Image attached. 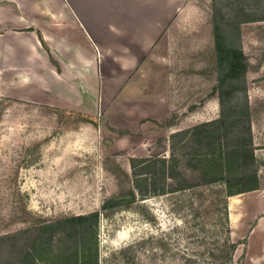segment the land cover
<instances>
[{
	"label": "rangeland",
	"instance_id": "1",
	"mask_svg": "<svg viewBox=\"0 0 264 264\" xmlns=\"http://www.w3.org/2000/svg\"><path fill=\"white\" fill-rule=\"evenodd\" d=\"M188 1L195 12L185 27L183 66L173 92L177 107L161 122L144 119L132 134L109 123L93 129L80 122V113L0 95L4 262H25V250H33L42 237L55 253L74 250L89 238L99 264H223L209 254L223 240L237 244L227 264H264V0ZM216 5L223 6L225 33L248 64L246 77L229 82L224 93L213 35ZM223 98L229 109L249 105V142L260 182L257 190L227 197L229 222L224 219L223 183H207L196 167L194 154L204 153V146L190 132L176 134L170 128L186 131L219 120ZM230 123L223 142L249 137L248 130L238 131L239 124ZM145 171L141 177L147 178V195L139 191L134 174ZM181 184L192 187L175 190ZM128 191L135 197L128 198ZM117 197L121 204L103 208ZM94 212L100 213L96 235L87 233V223L46 227ZM15 234L21 235L18 240H12Z\"/></svg>",
	"mask_w": 264,
	"mask_h": 264
},
{
	"label": "crops",
	"instance_id": "2",
	"mask_svg": "<svg viewBox=\"0 0 264 264\" xmlns=\"http://www.w3.org/2000/svg\"><path fill=\"white\" fill-rule=\"evenodd\" d=\"M194 12L188 0H0V95L90 116L93 129L161 122Z\"/></svg>",
	"mask_w": 264,
	"mask_h": 264
},
{
	"label": "trees",
	"instance_id": "3",
	"mask_svg": "<svg viewBox=\"0 0 264 264\" xmlns=\"http://www.w3.org/2000/svg\"><path fill=\"white\" fill-rule=\"evenodd\" d=\"M223 6L216 5L214 8L212 24L213 35L216 48V57L219 65V82L221 91L224 93L225 87L229 82H234L239 79H244L248 71V64L245 56L241 52V48L235 46V42L228 38L225 33L223 20ZM247 93V88H246ZM222 114L219 120L207 121L199 124L191 130L178 131L176 134H183L190 132L194 135L195 140L198 141L201 146H204V153H195L194 160L196 161V167L204 171L206 182L209 184L223 183L224 185V209L225 220L229 222V211L227 207V197L242 194L249 191H254L260 188V182L258 178V170L255 165V151L250 147V109L248 103L244 107H239L238 104H232L231 109L227 107L225 99L222 100ZM228 108V109H226ZM80 120L92 122L97 125V122L91 120V118L84 114H77ZM241 117H247L249 119L244 120ZM236 127L239 124L238 131L248 130L249 137L239 136L235 142H223L222 138L228 129V124ZM242 124V126H241ZM246 124V127H245ZM146 161V160H142ZM135 168V165L133 166ZM134 173L137 177V187L143 195H147L149 192L147 178H142L143 173ZM165 174V172H164ZM142 176V177H141ZM173 177V176H172ZM152 189H158L156 186H151ZM192 186L188 184H181L176 187L175 190H183ZM165 188L162 189L164 193ZM174 190H171L173 192ZM126 195L135 197L134 191L126 192ZM226 197V198H225ZM127 200V199H126ZM114 201H109L104 204L103 208L108 206H117L121 204L123 200L117 197ZM100 219V213L94 212L88 215H74L63 218L55 223L48 224L46 227H55V225L64 224L72 228L84 226L85 223L90 224V229L87 233L96 235V229ZM86 233V234H87ZM21 235H13L12 240H18ZM89 238L83 239L81 244H77L72 250L69 247L59 250L55 253L51 248L48 249L44 246L42 237L37 241V246H34L33 250L31 246L25 250V262H18V264H99L97 260V248L89 246ZM48 243V242H47ZM76 243V242H75ZM237 244L229 240H223L222 243L217 245L211 252L210 256L218 262L223 259V264H227L233 260ZM70 253V254H67ZM54 262H53V261ZM0 264H8L4 262L0 257ZM17 264V263H14Z\"/></svg>",
	"mask_w": 264,
	"mask_h": 264
},
{
	"label": "water",
	"instance_id": "4",
	"mask_svg": "<svg viewBox=\"0 0 264 264\" xmlns=\"http://www.w3.org/2000/svg\"><path fill=\"white\" fill-rule=\"evenodd\" d=\"M128 198H131L132 196L130 195V196H127Z\"/></svg>",
	"mask_w": 264,
	"mask_h": 264
}]
</instances>
